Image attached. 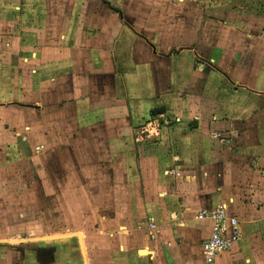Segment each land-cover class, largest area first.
Masks as SVG:
<instances>
[{"label": "crops", "instance_id": "0c3cea01", "mask_svg": "<svg viewBox=\"0 0 264 264\" xmlns=\"http://www.w3.org/2000/svg\"><path fill=\"white\" fill-rule=\"evenodd\" d=\"M230 2L207 10L199 34L188 31L172 53L143 36L131 41V27L121 25L119 40L91 50L99 71L88 74L64 49L54 63L47 49L48 56L34 57L32 41L17 37V0H0V188H16L19 136L27 134L36 154L25 161L41 165L48 193L45 216L53 201L52 217L76 226L83 209L94 208L84 217L85 239L74 232L78 264L197 263L213 227L197 216L220 205L239 220L242 236L215 264H264V0ZM97 49L106 50L100 61ZM19 61L28 66L31 100L20 106ZM40 61H49L41 79L32 67ZM148 121L158 134L141 135ZM7 193L0 190V264L9 247L16 264L20 248L11 241L30 239L8 237L28 220ZM102 198L107 210L99 214ZM149 217L157 225L153 238ZM34 246L23 245L24 259L31 252L32 261L52 264L53 252L45 245L28 251Z\"/></svg>", "mask_w": 264, "mask_h": 264}, {"label": "rangeland", "instance_id": "374dc122", "mask_svg": "<svg viewBox=\"0 0 264 264\" xmlns=\"http://www.w3.org/2000/svg\"><path fill=\"white\" fill-rule=\"evenodd\" d=\"M230 1L231 0H17L15 4L19 12L17 16V37L19 40H22V42H24L26 38L32 41L34 57L41 59L42 56H48L45 52L47 49L52 56L50 62L54 63L53 57L57 53V48L60 49V53L61 50L64 49L66 58L75 56L77 64H87V72L91 74L99 71V68H95L93 65L91 50H94V47L98 46V42L105 43L107 38L110 42H112V40H119L122 33L120 31L117 32V30L121 25L124 24L131 27V41H137L143 36L147 43L160 48L161 50H159V52L172 53L176 45L185 40L188 31H190V35H192L193 32L199 34V30H201L204 25L202 21L207 17V10L212 12L214 8L224 3H229L231 5ZM25 10H28L27 15ZM118 11H121L122 16ZM92 13L96 15H92ZM207 14L212 13L208 12ZM92 21L103 22L104 24L101 23V26L97 27L94 26ZM114 26L115 32L109 35L102 31L104 30L103 27H108V31L113 30L112 27ZM48 27L50 29L52 28L51 33L46 32ZM46 33L49 37L47 41L43 39L46 38ZM192 42L194 41L192 40ZM81 48H83L82 51ZM97 50V61H100L102 56L105 57L103 53H105L106 50ZM20 51L21 50L17 52ZM22 51L24 52V50ZM28 54L30 55L31 52ZM20 56L24 58L28 55L21 53L19 54V57ZM80 56L82 57L81 62L79 61ZM102 59L105 61V58ZM21 61H23L22 58ZM48 62L42 63L40 61L32 65V67L40 73V79L44 72L45 75L48 74L46 73L48 72L47 67H49V65H46ZM72 66L69 63V67L71 68ZM27 67L25 63H20L19 61L17 71L19 73V78H16L14 81L18 88L19 95L17 97V102L19 106L25 104V102H31V100H26L28 95L27 91H25L24 77ZM54 67L55 64L52 68L54 69ZM108 70L109 66L107 67V65H105L104 71L108 72ZM33 104L40 106L41 99L35 100ZM22 114L23 112L19 113L20 119ZM151 123L154 125L153 121H148L147 124L143 126V129L147 127L149 130H152L151 128H153V126L150 125ZM141 131V135H145ZM26 136L28 137L27 134L19 136V160L23 161L18 164V179H16V183H14L16 188H0V190L11 193H7V195L13 198L12 201H15L14 204H18L17 211L23 213L24 218L22 222H25V219L28 220V223L24 224L27 228H24L21 232H13L11 233L12 235L8 237V239L12 237H15L14 239H30L25 242L19 240L16 242L11 241V248H20L17 250L19 253L16 264H40L39 262L37 263L31 260L35 257L31 252L28 254L29 256L24 259L22 253L24 255L25 251L23 252L21 250L23 245L28 246V248L29 246H38H34L32 250H28L33 251V253H36L37 249L40 250V248L45 245L49 253L53 252L51 259L52 264H78L81 258V242L78 238L80 235L74 232L82 231L84 235L83 238L85 239L86 230H84V228L88 225L84 223V217H89L90 214L94 213L92 203L89 204L88 209H83L82 216H84L79 217L81 218L80 223L76 226L70 225L66 216H63L60 220L52 217L53 215H57L53 201L49 204V207H53V210L49 209V215L47 214L45 216L48 208V200L45 201L44 199L47 197L48 193L44 196L43 191L45 190L42 188L41 184L43 179L41 175V165L32 160L25 161L31 158V154H36L35 150L32 151V147L28 142L29 139H27V141L23 140V137ZM38 150L43 149L39 148ZM42 152L43 151H40L41 154ZM55 190L54 188L49 191L51 195L50 198H54L55 195L53 192ZM102 199L104 201L103 204L101 206L99 204L97 207L99 209V214L101 212L106 213L107 210L106 199ZM44 201L46 202L45 205ZM52 212L54 213L52 214ZM21 223L18 221V227ZM5 255L8 258L5 261L7 264H10L13 262V255L16 254L13 250L10 252L9 247Z\"/></svg>", "mask_w": 264, "mask_h": 264}, {"label": "built area", "instance_id": "2783aa9c", "mask_svg": "<svg viewBox=\"0 0 264 264\" xmlns=\"http://www.w3.org/2000/svg\"><path fill=\"white\" fill-rule=\"evenodd\" d=\"M152 126L153 128L156 127L154 125ZM141 132L145 136L158 134L157 132H152L147 127ZM225 208L224 205H220L217 208L199 212L197 217L199 219H212L213 227L210 237L201 244L200 261L193 264H215L216 259L224 252L233 248L234 244L241 238L242 233L239 220L236 217L227 215ZM145 228L149 236L153 238L156 234L157 225L150 217L146 221Z\"/></svg>", "mask_w": 264, "mask_h": 264}]
</instances>
